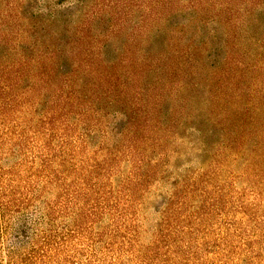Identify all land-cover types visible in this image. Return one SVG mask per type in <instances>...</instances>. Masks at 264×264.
<instances>
[{"label": "rangeland", "instance_id": "rangeland-1", "mask_svg": "<svg viewBox=\"0 0 264 264\" xmlns=\"http://www.w3.org/2000/svg\"><path fill=\"white\" fill-rule=\"evenodd\" d=\"M258 13L0 0V264H264Z\"/></svg>", "mask_w": 264, "mask_h": 264}, {"label": "trees", "instance_id": "trees-1", "mask_svg": "<svg viewBox=\"0 0 264 264\" xmlns=\"http://www.w3.org/2000/svg\"><path fill=\"white\" fill-rule=\"evenodd\" d=\"M246 10L248 14L254 12V10L258 9V22H259V29H260V38L259 43L261 47V56L263 61V80H264V0H243ZM264 82V81H263ZM264 97V95H263ZM3 196V193L1 194Z\"/></svg>", "mask_w": 264, "mask_h": 264}]
</instances>
